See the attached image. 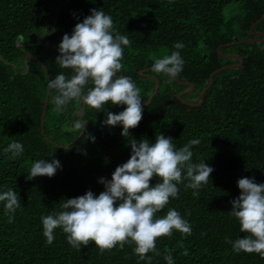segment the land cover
Instances as JSON below:
<instances>
[{
	"label": "trees",
	"instance_id": "trees-1",
	"mask_svg": "<svg viewBox=\"0 0 264 264\" xmlns=\"http://www.w3.org/2000/svg\"><path fill=\"white\" fill-rule=\"evenodd\" d=\"M228 6H235L236 13L226 19ZM91 9L110 15L115 30L131 41L117 76L130 77L141 90L143 116L128 137L119 125H102L106 112L119 113L124 105L109 102L99 112L86 107L79 118L84 106L76 101L54 111L55 92L47 87L58 74H72L55 61L58 45ZM263 17L264 0H0V193L12 189L21 200L11 214L0 202V264H147L134 254V245L102 254L94 242L74 249L59 228L49 244L41 217L61 211L64 199L89 190L99 195L104 191L100 178L110 180L130 158V141L154 142L158 134L171 137L177 148L198 139L191 148L192 162L204 161L213 171L198 190L186 189L187 180L179 184L178 198L156 214L175 209L192 232L184 236L174 230L170 237L157 238L160 255L148 253L151 264H167L166 249L174 264H264L257 253L234 252L225 239L246 235L229 214L231 201L240 195L237 181L247 177L264 183V37L256 34H264V19L250 34ZM177 42L184 47L175 49ZM172 51L184 60L177 78L151 71L155 59ZM27 54L35 59H26ZM233 56L242 65L215 74L201 106L178 99L191 89L184 83L193 84L194 91L183 100L199 104L215 70L240 64ZM156 80L160 88L147 106ZM76 120L86 122L81 133L73 126ZM12 142L24 147L15 158L4 152ZM40 159H56L61 167L52 177L26 179L31 164ZM158 182L154 176L150 185Z\"/></svg>",
	"mask_w": 264,
	"mask_h": 264
},
{
	"label": "clouds",
	"instance_id": "clouds-1",
	"mask_svg": "<svg viewBox=\"0 0 264 264\" xmlns=\"http://www.w3.org/2000/svg\"><path fill=\"white\" fill-rule=\"evenodd\" d=\"M90 13L75 24L71 35L64 34L58 45L59 55L55 61L61 68L70 69L72 74L66 76L62 72L47 84L50 94L55 92L52 96L54 111L65 110L70 101L98 112L109 102L115 106L124 105V110L119 113L106 112L102 125H119L121 135L128 137L129 129L137 127L143 116L141 90L130 77L117 76L124 67L121 62L124 48L130 46L131 41L115 30L113 18L103 10L91 9ZM173 47L179 50L184 45L177 42ZM183 65L180 52L172 51L170 55L155 59L151 71L175 78ZM85 123L76 120L73 126L81 133ZM88 138L95 140L92 136ZM199 143L198 139H192L177 148L172 138L163 134L156 135L154 142L132 139L130 158L115 168L110 180L100 178L104 191L95 195L89 190L81 196L64 199L61 211L41 217L47 243L53 242L54 230L59 228L74 249L80 250L94 242L102 254L117 246L123 249L126 244L134 245L133 252L139 260L151 264L147 254L160 255L156 248L157 238L170 237L174 230L184 236L191 235V225L177 210L169 208L162 217L156 214L169 204L171 198H178V185L185 180L188 181L185 188L193 190L210 181L213 168L204 161L192 162L191 148ZM23 151L19 142H12L4 149L12 158ZM60 167L56 159L51 162L36 160L26 179L52 177ZM154 176L160 182L151 186ZM237 186L240 195L231 201L229 214L239 222L240 232L246 235L234 241L225 238L226 242L236 253H257L264 258V183L244 177L237 181ZM193 195L197 196L198 191H193ZM0 202H4L7 214L21 207L20 197L12 189L0 193ZM12 219L9 215V222ZM165 251L167 264H174L171 251Z\"/></svg>",
	"mask_w": 264,
	"mask_h": 264
},
{
	"label": "water",
	"instance_id": "water-1",
	"mask_svg": "<svg viewBox=\"0 0 264 264\" xmlns=\"http://www.w3.org/2000/svg\"><path fill=\"white\" fill-rule=\"evenodd\" d=\"M264 19V17L263 18H261L260 20H258L257 22H255L253 25H252V27H251V29H250V34H253L252 33V30H253V28L260 22V21H262ZM256 34H258V35H262L263 37H264V34L263 33H256ZM257 41V39H249V40H246V42H249V41ZM259 41V40H258ZM262 41H264V39L262 40ZM239 43H242V41L241 42H239ZM234 58H236V59H238L239 61H240V64L239 65H229V66H225V67H222V68H220V69H217V70H215L214 72H213V74L211 75V78H210V84L208 85V87L207 88H205L203 91H202V94H201V102L199 103V104H192V103H189V102H187V101H185V100H183V96L184 95H186V94H188V93H191V92H193L194 91V85L193 84H187V83H184V85H186V86H188V87H190L191 89L190 90H187V91H184V92H182V93H180L179 94V96H178V99L180 100V101H182L184 104H186V105H189V106H191V107H198V106H201L202 105V103L204 102V96H205V94H206V92L208 91V89L212 86V84H213V81H214V75L215 74H217V73H219V72H221V71H223V70H225V69H230V68H238V67H240L241 65H242V59L240 58V57H238V56H233ZM29 58H32V59H35V57L32 55V54H27L26 55V59H29ZM144 72H142V74H143ZM155 78V77H154ZM175 78H177V77H175ZM159 88H160V83H159V81L158 80H156V88H155V91H154V93H153V95L151 96V98L149 99V101L147 102V103H144L145 105H149L150 103H151V101H152V99L154 98V96L158 93V90H159ZM48 102H49V100L47 99V101H46V106L45 107H47L48 106ZM86 110V107H83V109L79 112V114H78V116H79V118H81V116H82V114H83V112ZM44 116L45 115H43V118H42V128H43V119H44ZM76 142V140L73 142V143H75ZM65 148V147H64ZM66 148H68V147H66Z\"/></svg>",
	"mask_w": 264,
	"mask_h": 264
},
{
	"label": "rangeland",
	"instance_id": "rangeland-1",
	"mask_svg": "<svg viewBox=\"0 0 264 264\" xmlns=\"http://www.w3.org/2000/svg\"><path fill=\"white\" fill-rule=\"evenodd\" d=\"M235 8V6H228V7H226L225 9H224V11H223V15H224V17L226 18V19H228L229 18V15H231V13L230 12H232V13H236V10L234 9Z\"/></svg>",
	"mask_w": 264,
	"mask_h": 264
}]
</instances>
